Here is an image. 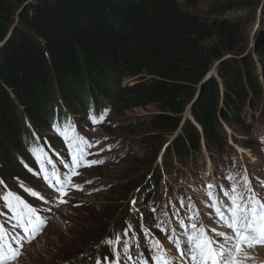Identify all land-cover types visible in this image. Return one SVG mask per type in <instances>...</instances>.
I'll list each match as a JSON object with an SVG mask.
<instances>
[{"label": "trees", "instance_id": "1", "mask_svg": "<svg viewBox=\"0 0 264 264\" xmlns=\"http://www.w3.org/2000/svg\"><path fill=\"white\" fill-rule=\"evenodd\" d=\"M209 16L199 17L179 0L27 4L0 50V163L9 166L35 142L25 115L40 130L65 113L56 86L78 114L106 103L122 113L157 105L162 113L150 127L170 136L179 132L166 150V168L174 155L184 160L197 153L202 138L209 149H223L220 121L249 128L244 110L249 102L264 103L263 89L252 63L238 57L244 49L236 52L241 34ZM16 17L11 0H0V44ZM2 167L5 176L12 173ZM156 173L154 181L161 170ZM128 222L133 218L125 207L112 231Z\"/></svg>", "mask_w": 264, "mask_h": 264}, {"label": "rangeland", "instance_id": "2", "mask_svg": "<svg viewBox=\"0 0 264 264\" xmlns=\"http://www.w3.org/2000/svg\"><path fill=\"white\" fill-rule=\"evenodd\" d=\"M30 1L34 0H11L16 16L21 6ZM179 1L201 17H208L211 15L209 13L217 12L209 16L211 20L232 26L241 34L236 39V52L244 49L238 57L252 63L254 76L261 81L264 99V0ZM224 5H227L226 10L222 8ZM218 9H221L222 14H219ZM231 57L232 54L227 55L226 59ZM214 73L213 70L211 76ZM126 83L133 84L135 81L129 79ZM249 87L246 99L253 97ZM258 108H252L249 113L251 123H254V131L247 134L249 128L220 121L229 143L224 151L217 148L208 149L202 144L200 152H192L184 160L174 155L172 166L168 169L163 166L164 157L166 150L173 145L174 138L172 135L155 132L150 127L153 118L162 113L159 107L151 105L125 113L118 109L117 112L111 110L106 122L96 128V133L101 134L98 148L102 149L101 155L106 157L105 162L86 172L85 178L81 179L85 183L83 191L74 196L76 198L73 203V197L70 199L67 208L58 210L44 233L32 238L30 243L23 246L20 242L22 236L17 235L19 239L13 246L20 250L21 255L11 264H97V261L100 264H115L113 247L120 253L119 264H124L123 258L126 259V264H142L145 259L148 264H155L150 259L155 252L152 248L153 240L160 242L174 264H188L187 259L181 257L180 251L185 247L186 241L184 226L190 227L192 218L198 225L205 227L209 235L222 243V238L216 237L212 230L227 234H231V231L227 230L216 215L208 193L211 191L219 206L223 208L221 204L226 206L230 203L226 193L231 194L234 186L238 189L244 188L245 178L237 184L233 180L232 185L218 191L222 185L223 188L227 185L233 169L239 168L245 160L255 170L259 169L261 157L264 162V146L259 149L257 142L258 137L264 138V110L257 111ZM99 115L100 111L95 108L89 117L98 118ZM78 119L81 123H87L83 118ZM68 124L69 121L64 123L65 126ZM61 127L65 128L63 125ZM38 134L44 138L52 152L51 162L64 161V165L71 163L68 145L61 135L48 136L46 129H40ZM125 148L127 154L121 156ZM34 152L41 150L23 151L9 166L2 162L7 170L12 172L5 178L12 180L14 177L15 182L9 186L12 191L18 187L20 192H24L21 187L23 179L37 188L34 186L37 184L35 179L28 176L23 167L24 163L33 159L32 168L41 169ZM114 153L117 155L115 158L112 155ZM2 169L6 172V169ZM159 170L161 174L158 180L154 181ZM146 182L151 185L142 192ZM249 182L252 183L251 187L256 195L264 200V185H258V180ZM209 185H212L211 189ZM2 189L3 186H0V190ZM1 195L4 208L0 210V216H3L0 218V224L4 223L7 228L18 227L20 232H23L22 228L14 224V218L5 206L4 192ZM125 207H128L134 221L131 237L126 235L130 232L127 223V227L125 225L113 230L106 239L109 229ZM117 238L120 240L119 244L107 243ZM173 239L179 242L180 248L172 242ZM125 247L128 249L127 253L124 252ZM241 251L247 252L251 257L244 261V264H259L264 260V249L255 254L242 245Z\"/></svg>", "mask_w": 264, "mask_h": 264}, {"label": "snow or ice", "instance_id": "3", "mask_svg": "<svg viewBox=\"0 0 264 264\" xmlns=\"http://www.w3.org/2000/svg\"><path fill=\"white\" fill-rule=\"evenodd\" d=\"M105 115L106 113H101L99 118L92 116L91 119L94 124L102 123ZM57 131L67 143L69 155L71 156V163L65 164L70 173L67 181L60 178L55 166H53L51 172L47 170L45 164L51 163L50 159L42 158L43 154L41 152H34V154L37 162L40 163L41 170L44 172L45 181L49 182L50 185L52 181L59 185L57 190L63 196L67 195L66 187L67 184L71 183L72 177L79 174L78 168L90 167L94 164L103 163V161L89 162L87 160L86 157L90 155L87 149L91 148L92 145L78 133H75V125L71 122L66 126V129L62 130L58 127ZM69 133H72V135L70 136ZM0 183L3 182L0 181ZM208 187L211 189L212 185ZM26 191H29L32 196L38 195L28 189ZM208 195L212 198V207L215 209L216 215L223 225L231 231V234L216 232L213 229L215 236L222 238L223 242L221 243L209 235L208 230L202 225H198L192 218L193 222L190 227L182 224L185 227L186 241L185 247L180 251L181 257H185L188 264H244V261L251 259V257L247 252L241 251L242 245L247 249L264 246V200L256 195L247 178H245L243 189L234 186L231 194L226 193V195H229L230 203L223 208L219 206L217 198L211 191ZM3 200L5 206L13 213L19 227L34 238L41 231L45 221L36 216V210L18 195L9 191L3 196ZM13 239L4 225L0 224V264H11L21 255L20 250L13 246ZM172 242L176 244L177 248H180L177 240L173 239ZM107 243L116 245L120 243V240L117 238L115 241L110 240ZM152 248L155 249V252L150 259L155 264H174L172 258L164 252L158 240L152 241ZM127 251L128 249L125 247L124 252L127 253ZM113 252L116 256L115 264H119L120 253L116 251L115 247H113ZM97 264H100V262L97 261ZM142 264H148V260L145 259Z\"/></svg>", "mask_w": 264, "mask_h": 264}, {"label": "clouds", "instance_id": "4", "mask_svg": "<svg viewBox=\"0 0 264 264\" xmlns=\"http://www.w3.org/2000/svg\"><path fill=\"white\" fill-rule=\"evenodd\" d=\"M57 87V86H56ZM58 88V87H57ZM58 90H59V92H60V94H61V91H60V89L58 88ZM250 103V102H249ZM67 106V105H66ZM108 106H111L112 108H113V111H116L117 112V108L115 107V106H113L112 104H110V103H106V104H103V105H99V106H94L95 108H98V107H108ZM89 107H91V106H89ZM89 107H87V108H89ZM68 108V110L70 111V113H73V115H75V116H77L78 118H82L83 117V114L84 113H82V114H78V113H76V112H73V110L72 109H70L69 107H67ZM247 108H248V110L249 111H247ZM254 108V107H253ZM252 109L251 108H249L248 106L245 108V110H244V115H248L249 113H250V111H251ZM66 114V112L64 113V115ZM53 120H54V117H53ZM222 122V121H221ZM226 124V123H225ZM50 126V125H49ZM224 127V126H223ZM49 128V127H48ZM48 128L46 129L48 132H49V130H48ZM38 131H40L39 129H37ZM201 130V129H200ZM225 130V129H224ZM42 131V130H41ZM43 132V131H42ZM201 132V131H200ZM226 132V131H225ZM225 132L223 131V136L225 135ZM247 134H249V131H247L246 132ZM100 134V133H99ZM101 135V134H100ZM48 136H51L50 135V133H49V135ZM202 144H205L206 146H207V144H206V141H205V139L204 138H202V140H201V145ZM208 148V147H207ZM209 149V148H208ZM26 151V150H25ZM121 153H124V155L125 154H127V148H125ZM114 154H116V153H114ZM113 155V154H112ZM115 162V161H114ZM98 166V165H97ZM97 166H94V167H92L91 169H94L95 167H97ZM170 167V166H169ZM91 169H87V170H84V178H85V176H86V172L87 171H90ZM83 178V177H82ZM82 178H80L79 180L81 181V179ZM34 184V183H33ZM34 186H36V187H38L36 184H34ZM78 194V193H77ZM63 209V208H62ZM61 210V209H60ZM53 222V221H52ZM126 225V224H125ZM114 227V225L112 226V228ZM112 228L111 229H109V231H108V233H107V235L105 236V238L107 239V238H109V235H110V233H111V231H112Z\"/></svg>", "mask_w": 264, "mask_h": 264}, {"label": "water", "instance_id": "5", "mask_svg": "<svg viewBox=\"0 0 264 264\" xmlns=\"http://www.w3.org/2000/svg\"><path fill=\"white\" fill-rule=\"evenodd\" d=\"M31 2H32V1H30V2H28V3H26V4H24V5L21 6V8H20V10H19V13H18V15H17V18H16V20H15V23H14V25H13V27H12V29H11L9 35L7 36V38L5 39V41H4L3 43L0 44V50L6 45V43H7L8 40L10 39V37H11V35H12L14 29H15L16 26L18 25V23H19V15H20V13L23 11V9L25 8V6H26L27 4H29V3H31ZM196 15H197V14H196ZM198 16L201 17L200 15H198ZM210 75H211V73H210ZM210 75H209V76H210ZM190 108H191V106H190ZM190 108H188V110H187V112H186V114H185V117H184L185 119L187 118V115H188V112H189ZM178 133H179V132H177L176 134L173 135V138H174V139L177 137Z\"/></svg>", "mask_w": 264, "mask_h": 264}, {"label": "bare ground", "instance_id": "6", "mask_svg": "<svg viewBox=\"0 0 264 264\" xmlns=\"http://www.w3.org/2000/svg\"><path fill=\"white\" fill-rule=\"evenodd\" d=\"M33 169V168H32ZM31 170V169H30Z\"/></svg>", "mask_w": 264, "mask_h": 264}]
</instances>
